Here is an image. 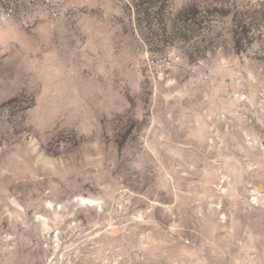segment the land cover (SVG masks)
I'll return each instance as SVG.
<instances>
[{"label":"rangeland","instance_id":"obj_1","mask_svg":"<svg viewBox=\"0 0 264 264\" xmlns=\"http://www.w3.org/2000/svg\"><path fill=\"white\" fill-rule=\"evenodd\" d=\"M0 264H264V0H0Z\"/></svg>","mask_w":264,"mask_h":264}]
</instances>
